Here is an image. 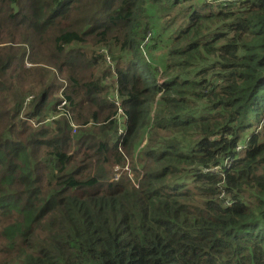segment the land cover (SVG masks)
I'll use <instances>...</instances> for the list:
<instances>
[{
    "label": "trees",
    "instance_id": "trees-1",
    "mask_svg": "<svg viewBox=\"0 0 264 264\" xmlns=\"http://www.w3.org/2000/svg\"><path fill=\"white\" fill-rule=\"evenodd\" d=\"M0 264H264V0H0Z\"/></svg>",
    "mask_w": 264,
    "mask_h": 264
},
{
    "label": "rangeland",
    "instance_id": "rangeland-1",
    "mask_svg": "<svg viewBox=\"0 0 264 264\" xmlns=\"http://www.w3.org/2000/svg\"><path fill=\"white\" fill-rule=\"evenodd\" d=\"M147 13L149 14L150 16V23H151V26L153 27H156V26H160V19H159V14L156 10V8L154 6H149L147 8ZM148 39V37H147ZM152 47V44L150 42H148L147 46H146V49H142V56L143 58L145 59V61H147L152 67H155V66H159L163 63V61L165 60V48H157V49H150ZM101 55L104 56L105 58V63L103 64L102 67H100V69L97 71V74H105L107 73L108 71H111L112 74H108L106 76V78L104 79L105 82H104V85L107 87V91H106V95L112 99V100H116V102H118V98H117V95H116V88H115V85H114V79H115V76L113 75L114 72V64H113V61H112V58L110 56L109 53H107L106 51H102L100 52ZM47 62V61H46ZM31 64L28 62V61H25V66H30ZM157 68V71L160 73L162 70H161V66L160 67H156ZM56 76L58 77V79H56L57 81H63L64 82V79H63V76L61 75H57ZM10 77H14V74L12 73L10 75ZM37 81H38V78L37 77H31L30 78V82H31V85H32V88H30V90H33V91H36L38 90L37 89ZM26 88H28V86H24ZM10 88L12 89V92L13 94H16L18 93V90L17 89H20V85H17L13 80L10 82ZM25 88V89H26ZM60 91H56L55 92V96L54 98L55 99H61V96L58 95ZM3 97L7 100V101H10L13 97L10 96V93L9 92H6V93H3ZM32 97H27L26 99H23L21 101V110L25 109V111H22L21 115H20V119L22 121H24L25 123H27L28 125L32 126V127H40V126H43L45 128H54V125L55 123H53L52 121H58L59 119H61L60 117V113L59 111H57L56 113H54L52 111V109L48 108L47 110H45V117L43 118H39L37 120L36 119H32L30 120V118L28 119L26 116H25V113L28 109H30L32 107V104H30V101H31ZM64 102V101H63ZM63 102H60L56 108L57 110L61 109V107H63L65 105V103L63 104ZM11 103V106L10 108H6L7 109H11L13 110L14 108V102H10ZM75 131H72V133H70V135H73L75 134L74 133ZM77 132V131H76ZM77 134V133H76ZM75 134V135H76ZM75 141V138L73 139ZM113 171H114V174L115 175H119V171L120 169L119 168H113Z\"/></svg>",
    "mask_w": 264,
    "mask_h": 264
},
{
    "label": "built area",
    "instance_id": "built-area-1",
    "mask_svg": "<svg viewBox=\"0 0 264 264\" xmlns=\"http://www.w3.org/2000/svg\"><path fill=\"white\" fill-rule=\"evenodd\" d=\"M71 126H72V131H75L76 130V125L71 122ZM239 149H240V147H238V150Z\"/></svg>",
    "mask_w": 264,
    "mask_h": 264
},
{
    "label": "clouds",
    "instance_id": "clouds-1",
    "mask_svg": "<svg viewBox=\"0 0 264 264\" xmlns=\"http://www.w3.org/2000/svg\"><path fill=\"white\" fill-rule=\"evenodd\" d=\"M73 124H75V123L73 122ZM71 133H72V131H71Z\"/></svg>",
    "mask_w": 264,
    "mask_h": 264
}]
</instances>
